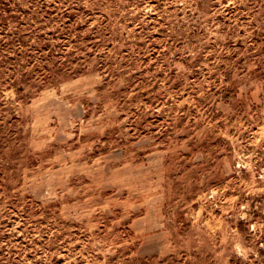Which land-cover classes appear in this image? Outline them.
I'll return each mask as SVG.
<instances>
[{"label": "rangeland", "instance_id": "1", "mask_svg": "<svg viewBox=\"0 0 264 264\" xmlns=\"http://www.w3.org/2000/svg\"><path fill=\"white\" fill-rule=\"evenodd\" d=\"M0 264H264V0H0Z\"/></svg>", "mask_w": 264, "mask_h": 264}]
</instances>
